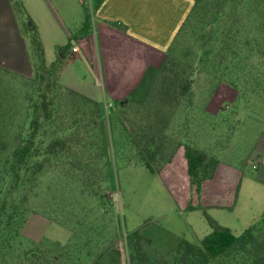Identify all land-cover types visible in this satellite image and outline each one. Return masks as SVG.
I'll list each match as a JSON object with an SVG mask.
<instances>
[{
	"label": "rangeland",
	"instance_id": "1",
	"mask_svg": "<svg viewBox=\"0 0 264 264\" xmlns=\"http://www.w3.org/2000/svg\"><path fill=\"white\" fill-rule=\"evenodd\" d=\"M28 2L24 10L16 4L28 35L33 21H46L48 12L57 21L54 31L44 33V57L51 64L57 58L55 42L67 43L72 36L48 0L44 8L36 0ZM86 6L92 8V0ZM29 51L35 61L30 41ZM168 54L174 62L171 69L191 81L190 90L170 108L166 155L190 144L216 156L222 166L256 175L258 165L264 167V0H202L165 59ZM66 71L65 81L89 85L102 95V79L82 52ZM33 77L0 70L1 110H16L23 120ZM163 78L151 81L150 90L157 82L158 89ZM151 91L148 104L153 111L156 91ZM52 93V118L43 126L41 144L64 142L38 157L46 160L28 191L21 229L26 245L53 248L57 258L47 264H91L101 249L115 246L122 249L116 264H129L126 234L138 227L163 252L177 244L172 239L178 234L192 241L205 236L194 235L183 214L175 212L185 196L173 193L161 169L152 171L141 159L129 134L132 121L140 117L135 107L125 115L115 102L96 105L62 82ZM163 160L158 156L157 162Z\"/></svg>",
	"mask_w": 264,
	"mask_h": 264
},
{
	"label": "trees",
	"instance_id": "2",
	"mask_svg": "<svg viewBox=\"0 0 264 264\" xmlns=\"http://www.w3.org/2000/svg\"><path fill=\"white\" fill-rule=\"evenodd\" d=\"M201 1L195 0L187 18ZM14 4L24 10L22 1L14 0ZM89 22L90 12L85 4L83 30H88ZM28 37L35 61L34 77L26 94V111L23 120L21 119L23 122L16 110L0 108V264H36L40 261L47 264L50 259L57 258L51 247L41 249L38 245H26L21 229L27 213L29 188L38 179L45 165L46 159L38 157L55 151L64 142L54 139L43 146L41 134L45 122L52 118V92L61 86L60 76L71 57L72 40L57 45V58L47 64L43 42L34 28ZM172 61L168 54L160 66L149 65L128 99L123 103L120 102L121 99L115 101L118 110L125 115L134 107L136 114L140 115L132 121V133L129 134L141 159L152 171L161 169L174 155V151L166 155L169 147L166 128L170 121V108L190 90L191 80L184 77L177 68L171 69L174 63ZM0 70L12 69L0 65ZM160 75H164V78L158 89H154L158 82L152 89L157 92V96L155 92L156 103L151 111V105L148 104L150 84ZM71 90L96 105L99 104L98 100L73 88ZM3 102L0 95V107ZM144 107L146 112L142 110ZM185 151L192 183L199 188L204 179L214 175L219 159L190 144L185 145ZM158 156L159 159H164L161 163L157 162ZM155 162L159 164L156 165ZM207 218L212 230L200 241L182 237L175 246L164 252L153 245L151 236L141 227L128 231L125 242L129 251V264H264V213L240 234L219 224L209 215ZM121 254L120 247L107 246L97 253L91 264H116Z\"/></svg>",
	"mask_w": 264,
	"mask_h": 264
},
{
	"label": "crops",
	"instance_id": "3",
	"mask_svg": "<svg viewBox=\"0 0 264 264\" xmlns=\"http://www.w3.org/2000/svg\"><path fill=\"white\" fill-rule=\"evenodd\" d=\"M36 1L45 7L46 0ZM48 2L72 36L71 57L61 72L60 81L107 104L128 97L149 65L159 66L164 62L195 0H92L87 31L82 29L86 0ZM22 3L25 8L29 7L28 0H22ZM46 17V21L39 18L32 23L43 43L44 33L57 28V21L49 12ZM55 44L66 42L57 40ZM74 45L78 50H73ZM79 52L102 79V95L89 85L65 81L66 68ZM33 62L29 37L18 17L14 0H0V65L32 75ZM257 168L260 171L250 175L229 164L222 166L219 160L214 175L204 179L197 188L190 177L184 146L164 164L161 174L173 193L185 196V202L175 212L183 214L185 225L199 238L212 230L207 215L236 234L260 219L264 213V167L258 165ZM182 237L178 234L172 241L177 243Z\"/></svg>",
	"mask_w": 264,
	"mask_h": 264
},
{
	"label": "built area",
	"instance_id": "4",
	"mask_svg": "<svg viewBox=\"0 0 264 264\" xmlns=\"http://www.w3.org/2000/svg\"><path fill=\"white\" fill-rule=\"evenodd\" d=\"M73 50H78V46L77 45H74L73 46ZM254 166H256V165H254Z\"/></svg>",
	"mask_w": 264,
	"mask_h": 264
},
{
	"label": "water",
	"instance_id": "5",
	"mask_svg": "<svg viewBox=\"0 0 264 264\" xmlns=\"http://www.w3.org/2000/svg\"><path fill=\"white\" fill-rule=\"evenodd\" d=\"M128 99V97H126V98H124V99H121V103H123L125 100H127Z\"/></svg>",
	"mask_w": 264,
	"mask_h": 264
}]
</instances>
